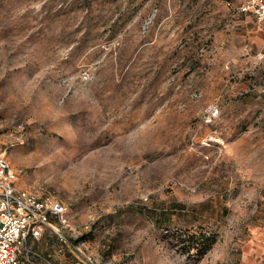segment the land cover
<instances>
[{"label": "rangeland", "instance_id": "1", "mask_svg": "<svg viewBox=\"0 0 264 264\" xmlns=\"http://www.w3.org/2000/svg\"><path fill=\"white\" fill-rule=\"evenodd\" d=\"M247 1L0 0V148L84 242L46 231L53 264H264V21ZM175 232L217 241L198 259Z\"/></svg>", "mask_w": 264, "mask_h": 264}, {"label": "built area", "instance_id": "2", "mask_svg": "<svg viewBox=\"0 0 264 264\" xmlns=\"http://www.w3.org/2000/svg\"><path fill=\"white\" fill-rule=\"evenodd\" d=\"M241 10L252 11L259 23L264 21V0H249ZM261 58L264 62V54ZM210 110L212 115L218 112ZM17 182L18 170L0 148V264H53L33 243L46 231L68 248L81 251L84 242L75 243L65 234L71 229L67 204L52 194L37 195Z\"/></svg>", "mask_w": 264, "mask_h": 264}, {"label": "trees", "instance_id": "3", "mask_svg": "<svg viewBox=\"0 0 264 264\" xmlns=\"http://www.w3.org/2000/svg\"><path fill=\"white\" fill-rule=\"evenodd\" d=\"M89 235V234H88ZM178 242L182 243L188 252L194 251L192 254L199 259L206 254V252L217 241L215 232H196V233H179L172 234ZM77 239L76 242H79Z\"/></svg>", "mask_w": 264, "mask_h": 264}]
</instances>
